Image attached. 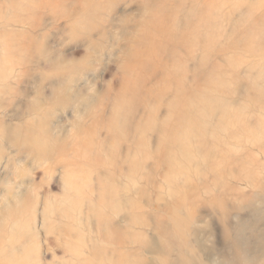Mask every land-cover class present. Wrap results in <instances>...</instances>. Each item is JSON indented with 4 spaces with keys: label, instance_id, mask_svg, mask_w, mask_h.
Returning a JSON list of instances; mask_svg holds the SVG:
<instances>
[{
    "label": "rangeland",
    "instance_id": "374dc122",
    "mask_svg": "<svg viewBox=\"0 0 264 264\" xmlns=\"http://www.w3.org/2000/svg\"><path fill=\"white\" fill-rule=\"evenodd\" d=\"M0 264H264V0H0Z\"/></svg>",
    "mask_w": 264,
    "mask_h": 264
},
{
    "label": "bare ground",
    "instance_id": "6f19581e",
    "mask_svg": "<svg viewBox=\"0 0 264 264\" xmlns=\"http://www.w3.org/2000/svg\"><path fill=\"white\" fill-rule=\"evenodd\" d=\"M205 103H206V102H205ZM201 104H202V102L200 103V105H201ZM202 105H203V104H202ZM202 107H203V106H202ZM206 107H207V106H206ZM203 109H204V108H203ZM204 110H205V109H204ZM183 115H184V113L182 114V116H181V115L179 116V119H178V120H181V121H182L183 118H185ZM193 115H194V111H193L192 113H190V114H188V112H187V116H188V117H189V116L192 117ZM177 118H178V117H177ZM196 126H197V125H196ZM127 130H128V129H127ZM124 131H125V130H124ZM173 132H175V130H173L172 133H173ZM37 134H38V133H37ZM33 135H34V134H33ZM176 136H177V135H176ZM30 137H32V136L30 135L28 138H30ZM34 137H35V136H34ZM45 137H46V135H45ZM48 138H49V137H48ZM25 140H26V139H25ZM27 140H28V139H27ZM42 140H43V139H42ZM44 140H45V139H44ZM46 140H48V139H46ZM40 143H41V142H40ZM49 144H50V143H49ZM34 145H35V144H34ZM34 145H32V146H34ZM41 145H42V144H41ZM53 145H54V144H53ZM42 146H43V145H42ZM45 146H46V145H45ZM48 146H49V145H48ZM52 147H53V146H52ZM34 149H35V148H34ZM34 149H33V150H34ZM37 149H38V148H37ZM37 152H38V151H37Z\"/></svg>",
    "mask_w": 264,
    "mask_h": 264
}]
</instances>
